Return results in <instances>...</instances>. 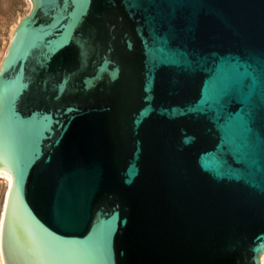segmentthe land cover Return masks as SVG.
<instances>
[{"label":"water","instance_id":"1","mask_svg":"<svg viewBox=\"0 0 264 264\" xmlns=\"http://www.w3.org/2000/svg\"><path fill=\"white\" fill-rule=\"evenodd\" d=\"M31 1L0 68L4 264H262L264 0Z\"/></svg>","mask_w":264,"mask_h":264},{"label":"rangeland","instance_id":"2","mask_svg":"<svg viewBox=\"0 0 264 264\" xmlns=\"http://www.w3.org/2000/svg\"><path fill=\"white\" fill-rule=\"evenodd\" d=\"M31 9V0H0V68L7 54L14 31L21 19L28 15ZM8 188V179L4 176H0V264H4L1 250V234Z\"/></svg>","mask_w":264,"mask_h":264},{"label":"snow or ice","instance_id":"3","mask_svg":"<svg viewBox=\"0 0 264 264\" xmlns=\"http://www.w3.org/2000/svg\"><path fill=\"white\" fill-rule=\"evenodd\" d=\"M243 68V71H241L240 69ZM236 75L240 78V79H247V78H251L253 81V87L255 86V84L258 81V77L255 75V73L253 71H249V68L247 66H237V68L235 69ZM262 75H264V71H262ZM238 126L241 128H246V122L243 120V118H239L238 120Z\"/></svg>","mask_w":264,"mask_h":264},{"label":"bare ground","instance_id":"4","mask_svg":"<svg viewBox=\"0 0 264 264\" xmlns=\"http://www.w3.org/2000/svg\"><path fill=\"white\" fill-rule=\"evenodd\" d=\"M0 176H3V175H0ZM8 179L9 181V188H8V195H7V202H6V206H5V214H6V209H7V204H8V199H9V195H10V191H11V188H12V184H13V181L11 180L10 177L8 176H4ZM5 214H4V219H5ZM4 219H3V225H4ZM3 225H2V233H3ZM2 237V236H1ZM2 240V238H1ZM1 248H2V241H1ZM262 264H264V251H263V262Z\"/></svg>","mask_w":264,"mask_h":264}]
</instances>
